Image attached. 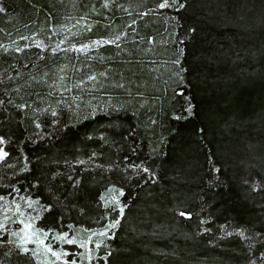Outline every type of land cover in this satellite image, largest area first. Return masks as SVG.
Wrapping results in <instances>:
<instances>
[{
	"label": "trees",
	"instance_id": "trees-1",
	"mask_svg": "<svg viewBox=\"0 0 264 264\" xmlns=\"http://www.w3.org/2000/svg\"><path fill=\"white\" fill-rule=\"evenodd\" d=\"M0 9V200H37L56 241L109 227L95 264H264V0ZM66 14L111 40L9 44ZM0 264L42 263L0 228Z\"/></svg>",
	"mask_w": 264,
	"mask_h": 264
},
{
	"label": "rangeland",
	"instance_id": "rangeland-1",
	"mask_svg": "<svg viewBox=\"0 0 264 264\" xmlns=\"http://www.w3.org/2000/svg\"><path fill=\"white\" fill-rule=\"evenodd\" d=\"M127 9L129 11L130 8ZM105 21V16L99 20L98 15L91 18L83 14L79 17L66 14L61 21L51 25L49 31L29 32L24 34V40L14 39L9 44L14 46L37 44L50 51L68 45L77 51L78 49L91 51V48L98 47L111 39L106 38L108 36H101V38L79 41L82 39L79 34L81 31L85 33L84 31L89 30L95 23H105ZM110 26L112 29L109 31H112L113 37H125L124 31L114 26V20L110 22ZM2 145L0 139V160L3 157ZM0 204V228L9 230L23 248L30 250L42 264H95L93 257L99 247L106 245L104 239L109 232L107 226L75 230L71 235L59 236L60 240L56 241L37 225L36 221L40 214L37 200L30 197H1Z\"/></svg>",
	"mask_w": 264,
	"mask_h": 264
},
{
	"label": "snow or ice",
	"instance_id": "snow-or-ice-1",
	"mask_svg": "<svg viewBox=\"0 0 264 264\" xmlns=\"http://www.w3.org/2000/svg\"><path fill=\"white\" fill-rule=\"evenodd\" d=\"M165 5H161V7H164ZM0 11H3V9H0ZM118 223V222H117ZM116 225L113 224L112 227H115ZM71 243V241H69Z\"/></svg>",
	"mask_w": 264,
	"mask_h": 264
}]
</instances>
